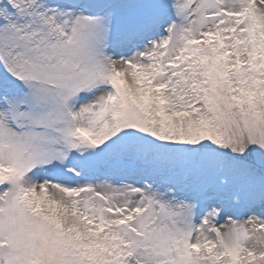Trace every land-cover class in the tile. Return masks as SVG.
Wrapping results in <instances>:
<instances>
[{
	"label": "snow or ice",
	"instance_id": "obj_1",
	"mask_svg": "<svg viewBox=\"0 0 264 264\" xmlns=\"http://www.w3.org/2000/svg\"><path fill=\"white\" fill-rule=\"evenodd\" d=\"M0 264H264V0H0Z\"/></svg>",
	"mask_w": 264,
	"mask_h": 264
}]
</instances>
